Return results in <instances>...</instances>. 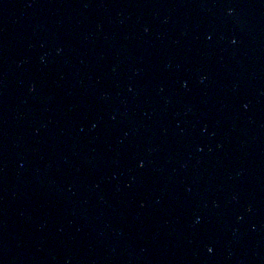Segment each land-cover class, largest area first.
<instances>
[{
	"label": "water",
	"instance_id": "95a60500",
	"mask_svg": "<svg viewBox=\"0 0 264 264\" xmlns=\"http://www.w3.org/2000/svg\"><path fill=\"white\" fill-rule=\"evenodd\" d=\"M0 264H264V0H0Z\"/></svg>",
	"mask_w": 264,
	"mask_h": 264
}]
</instances>
